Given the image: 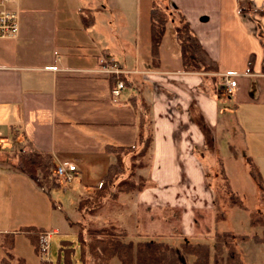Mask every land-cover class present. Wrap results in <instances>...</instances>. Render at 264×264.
Segmentation results:
<instances>
[{
	"label": "crops",
	"instance_id": "obj_1",
	"mask_svg": "<svg viewBox=\"0 0 264 264\" xmlns=\"http://www.w3.org/2000/svg\"><path fill=\"white\" fill-rule=\"evenodd\" d=\"M113 1L126 21V31L137 32L132 39L128 35L134 43L133 53L120 44L121 60L114 57L105 39L110 30L105 17V11L111 9L109 0L7 1L17 11L18 29L13 36L0 37V137L10 141L9 126L18 125L32 146L51 154L54 164L74 163L76 180L72 178L68 188L67 184L61 186L63 193L74 196L97 184L114 161V155L104 150L106 143L136 141L137 109L127 97L133 90L149 103L152 140L148 163L135 170L146 178V185L117 195L120 202L119 196L128 200L123 204L124 218L133 217L140 232L151 233L149 227L167 221L162 208L183 207L184 215L183 210L176 211L169 222L194 220L207 223L206 227L190 232L178 225L169 231L206 238L216 222L213 202L211 211L195 204L205 200L210 204L213 198V183L206 177L211 175L208 153L217 151L211 143L217 142L213 133L225 107L239 124L245 158L251 156L264 180V0H155L185 15L192 32L217 63L214 71L182 67L176 20L168 22L171 29L166 32L165 28L153 62L148 19L151 0L147 4L143 0ZM78 12H84L91 24L82 26ZM104 63L118 72H102ZM226 74L235 80L230 89L222 81ZM117 78L124 80V87L114 96L110 90ZM231 148L229 143L226 154ZM10 155L0 152V176L6 178L10 172H22ZM34 185L35 196L43 199L44 195L48 201L45 189ZM190 199L191 206L204 207L195 210L194 216L186 212L191 208ZM145 221L148 228L143 226ZM34 225L48 230L50 237L58 232L56 226ZM156 231L158 236L160 230ZM21 234L15 233L9 255L0 249V260L50 264L49 253V260H42L32 245L26 248L28 238Z\"/></svg>",
	"mask_w": 264,
	"mask_h": 264
},
{
	"label": "trees",
	"instance_id": "obj_2",
	"mask_svg": "<svg viewBox=\"0 0 264 264\" xmlns=\"http://www.w3.org/2000/svg\"><path fill=\"white\" fill-rule=\"evenodd\" d=\"M261 11L263 12L264 9ZM168 13L175 15L174 31L179 45L182 67L216 70L217 63L210 59L197 36L192 32L185 15L179 9L164 8L155 0H151L148 6L149 49L152 61L155 62L158 57V46L168 23ZM78 14L82 26L91 24L84 12H78ZM104 55L107 53L104 52ZM119 77L123 76L120 75ZM127 97L132 106L137 109L138 131L136 141L127 145L112 143L104 145V150L113 154L115 159L107 165L99 182L92 187V194L78 200L77 208L79 210L85 209L89 213H95L102 206L103 198L111 185H115V191L111 193L112 196H115L118 192L141 189L147 183L146 178L142 174H136L134 168L143 167L148 163L147 154L152 140L148 115L149 103L142 95H138L133 90L128 93ZM9 129L10 147L17 150L15 155L19 168L33 179L36 185L44 188L48 196H50L52 189L61 188L62 185L53 170L55 164L51 154L32 146L20 126L11 124ZM246 159L250 165V174L255 178L258 186L264 189V180L258 166L251 156H247ZM126 163H128L127 167ZM126 168H128L126 174L122 175ZM120 175H122L121 178H117ZM228 202L230 205L235 204L240 208H245L241 199L232 193L228 196ZM51 205L58 207L64 213L60 200L51 199ZM216 215L222 217L221 214ZM64 216L69 224H76V238L75 240L64 238L59 241L56 264H73L76 247L81 264H109L112 257H115L119 264H245L233 243L234 239L247 240L251 238L254 242L264 244V233L262 235L248 234L227 229L213 230L212 247L206 241L182 240L177 245H172L165 240L144 238L133 242L131 239L124 240L122 235L126 231H119V228L113 223L84 225L80 222H73L65 213ZM248 223L250 225H263L264 217L251 211L249 212ZM18 229L28 238L33 250L39 252L38 232L44 228L29 224L20 226ZM16 232L17 230L2 232L3 249L6 255L10 254L9 249L13 246ZM84 234L87 235V238ZM88 255L92 257L91 260H88ZM0 264H9V262L5 258L0 260Z\"/></svg>",
	"mask_w": 264,
	"mask_h": 264
},
{
	"label": "rangeland",
	"instance_id": "obj_3",
	"mask_svg": "<svg viewBox=\"0 0 264 264\" xmlns=\"http://www.w3.org/2000/svg\"><path fill=\"white\" fill-rule=\"evenodd\" d=\"M143 1L147 4L149 0ZM79 3L81 2L79 1ZM109 3L111 9L105 11V17H107L106 20H108L107 24L110 25V30H108L107 34L105 33L107 35L105 39L108 41L109 47L112 48L114 57L121 60L122 58L120 56L122 54H120V52L123 48L127 51H132L133 53L135 47L131 39L134 35L137 36V32H132L130 29L129 31H126L124 28L126 21L123 19L120 10L117 7L115 9L113 0H109ZM144 14H147L146 9L144 10ZM168 17V22L170 24L174 23L175 15L168 13ZM169 23L167 24L166 32L171 29ZM128 35H132L131 39ZM120 44L123 45V48L120 47ZM141 65H144V63H141ZM107 68L110 69L111 67ZM222 87L224 88L223 83ZM234 118V114L229 111L228 107H225V111L220 114V123L216 126V130L213 133L214 139L217 140V142L211 143L213 147L217 148V151L208 153L212 158V160L210 159L211 163L209 164L211 175L206 174V177L210 176V181L213 183V198L209 200L211 202L210 204L208 203V200H205L204 204L201 201L197 204L196 201L195 205H202L205 207L206 211H208V209L211 211V204L213 202L216 216L214 229H227L234 232L248 234L257 233L262 235L264 233V224L250 225L248 223V218L249 212L251 211L256 215L264 217V189L259 188L257 181L249 172L250 165L245 158L246 152L242 150V146L244 147L242 142V132L239 128V124L236 125ZM229 143H232V148L230 154H226V151H228L229 148ZM0 152L9 153L13 160H17L16 156L13 155L17 150L10 147L9 140H2V142H0ZM4 167L8 168L9 165L5 164ZM134 169L136 170V167ZM127 170L128 168L124 169L122 175L126 174ZM5 175H7L8 178L3 175L0 176V230L3 228H6L5 231L17 230V233L21 234L20 229L18 228L23 225L42 224L47 227L56 226L58 232H55L52 237L48 238V253L51 259L50 264H56L57 243L59 244V241L64 238L69 240H75L76 238L77 226L76 224H69L64 213L73 222H80L84 225L90 223L91 225H99L109 222L113 223L119 228V231H126V233L122 235L124 240L131 239L135 242L138 239L148 238L165 240L172 245H177L182 240L206 241L212 247L214 240L213 232L206 238H199L197 235H183L178 232L176 233L175 231H169L172 227H174L173 229L179 227L178 225H180V228L184 229V231L190 232L192 229L198 228V230H203L206 227L207 223L203 222L202 224H198L194 220L186 223L182 221L179 223L175 221L169 222L173 213L177 216L176 211L180 212L183 210L184 215L185 208L183 207L172 208L168 206L162 208V215L168 217L166 218L167 221L160 224L158 227L155 224L153 226L150 224L151 227H149L148 222L145 221L143 222V226L145 228L149 227L148 232L151 233H142L139 231L138 224L137 222L135 223L133 217L124 218L126 216V210L124 209L123 204L127 203L128 200L125 197L123 199L119 196L118 199L121 200V202L118 201L117 195L119 192L115 196L111 195V193L115 191V185H111L106 191L107 194L103 198L102 206L95 213H89L85 211V209L79 210L77 208V202L81 197L92 194L93 188L88 191H78L74 196L68 195L67 192L66 194L63 193L61 188H54L52 189L50 196H47L48 202L44 195L43 199L40 195L35 196L36 193L34 194L33 192L35 188L34 182L24 171L18 174L10 172ZM122 175L117 176V178H121ZM74 180H76L75 177L73 178V182ZM70 181H62L63 183H61V181L59 182L61 185L67 184L68 188L71 185L68 184ZM230 193L239 197L245 205V208H240L235 204L230 205L228 202V196ZM61 196L65 197L64 201L61 199ZM209 197L211 198V196ZM51 199L55 201L60 200L62 202L64 213L58 207H53L51 205ZM32 200H35V202ZM191 203L194 202L190 199L188 206H191ZM195 205L191 206V208H187L186 212H189L191 216H194L195 210L204 209L202 206ZM118 213L119 215H117ZM197 214V216L205 218L208 212L206 214ZM216 214H221L222 217ZM158 229L160 230V234L158 233V236L154 235L157 234L156 230ZM39 233L40 232H38V236ZM21 235L23 236V233ZM84 235L87 238V235ZM2 241L3 238L2 235H0V249L3 251ZM25 243L27 244H24L26 248L27 246L28 248H31L32 244L29 240L25 239ZM233 243L245 264H264V244L262 242H254L249 238L247 240L234 239ZM22 246L23 245L20 244V247ZM91 259L92 257L88 255V260ZM42 260L47 261V259L44 258H42ZM73 264H81L78 258L77 247L75 249ZM109 264L119 263L115 257H112L109 260Z\"/></svg>",
	"mask_w": 264,
	"mask_h": 264
},
{
	"label": "built area",
	"instance_id": "obj_4",
	"mask_svg": "<svg viewBox=\"0 0 264 264\" xmlns=\"http://www.w3.org/2000/svg\"><path fill=\"white\" fill-rule=\"evenodd\" d=\"M7 1L8 0H0V37L13 36L18 29L17 11L12 7L7 6ZM109 65V63H104L100 70L105 71V73L118 72V69L116 67H111L110 69H108L107 67H110ZM224 83L226 87L230 89L234 85L235 80L234 78H231L228 74H226V76L224 77ZM123 86V81L121 79H117L114 86L110 90L111 94L114 96L117 95L123 88ZM0 142H2V138H0ZM75 169V164L68 162L64 164H56L53 170L58 175L61 182H68L73 178ZM48 238V231H42L39 233L40 247L42 256L44 258H47L46 253L48 251Z\"/></svg>",
	"mask_w": 264,
	"mask_h": 264
}]
</instances>
